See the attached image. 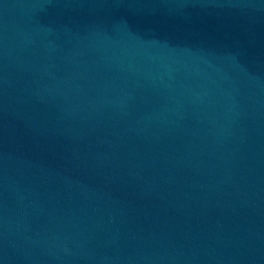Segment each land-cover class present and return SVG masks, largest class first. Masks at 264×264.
<instances>
[{
	"label": "water",
	"instance_id": "1",
	"mask_svg": "<svg viewBox=\"0 0 264 264\" xmlns=\"http://www.w3.org/2000/svg\"><path fill=\"white\" fill-rule=\"evenodd\" d=\"M0 264H264V0H0Z\"/></svg>",
	"mask_w": 264,
	"mask_h": 264
}]
</instances>
